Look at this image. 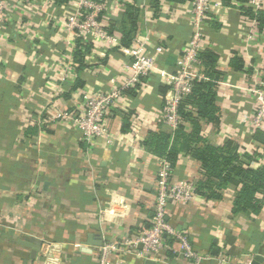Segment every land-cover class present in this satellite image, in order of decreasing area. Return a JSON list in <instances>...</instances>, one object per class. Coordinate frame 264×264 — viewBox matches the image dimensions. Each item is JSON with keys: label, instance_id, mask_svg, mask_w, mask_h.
Masks as SVG:
<instances>
[{"label": "crops", "instance_id": "0c3cea01", "mask_svg": "<svg viewBox=\"0 0 264 264\" xmlns=\"http://www.w3.org/2000/svg\"><path fill=\"white\" fill-rule=\"evenodd\" d=\"M52 1L10 0L0 25V264H41V253L48 249L59 264H97L99 247L88 244L89 236L101 244L105 239L117 242L147 228L162 157L143 141L148 131L174 132L160 119L167 85L158 73L142 79L135 95L127 94L112 109L107 121L110 142L97 137L88 143L68 120L50 121L58 111H71L84 92L120 84L127 61L116 46L82 38L92 48L85 55L87 66L78 71L77 37L59 22L70 0L59 5ZM152 2L137 0L135 34L146 36L150 48H165L157 67L171 72L192 33L190 3L159 0L156 16ZM109 7L102 14L106 26L125 10L121 3ZM237 7L215 6L210 14L214 20L202 28L208 49L218 54L223 77L216 88L219 125L204 121L201 134L213 146L233 140L240 153L259 152L264 162V145L253 141L250 127L241 122L255 110V90L264 92V26L252 28ZM113 32L121 37L119 30ZM234 51L243 58V71L229 65ZM76 78L83 85L72 90ZM125 113L130 114L128 128L122 131ZM31 125L40 129L25 140L24 131ZM199 175L200 162L181 153L170 167L169 180L195 181ZM237 189L228 186L219 200L197 195L186 203H167L168 222L209 256L201 264H249L255 255L264 264V207L257 215L232 214ZM114 195L123 200L114 204ZM108 208L115 209L111 219ZM36 240L41 244L32 257L28 244ZM117 257L110 255L111 264H118ZM121 257L126 264H146ZM170 257L152 262L187 264Z\"/></svg>", "mask_w": 264, "mask_h": 264}, {"label": "built area", "instance_id": "2783aa9c", "mask_svg": "<svg viewBox=\"0 0 264 264\" xmlns=\"http://www.w3.org/2000/svg\"><path fill=\"white\" fill-rule=\"evenodd\" d=\"M10 0H0V25L7 3ZM19 1V0H17ZM52 3V0H45ZM71 1V2H70ZM67 2L65 15L59 20L66 31L76 37L92 39L104 46H116L124 54L127 61L123 63L120 84H114L106 90L86 91L77 105L67 112L58 111L51 116L50 121L68 120L81 133L82 140L90 143L97 137L106 138L110 142L111 136L107 129V121L112 109L124 102L127 90L138 91L142 79L150 74L158 73L165 85L168 86L161 106V122L174 131L181 122L178 105L183 97L191 92L194 80L206 79L200 53L210 46L202 28L205 22L213 21L211 11L215 6L222 5L220 0H189L192 33L185 46L179 51L174 71L167 72L157 67V57L165 52V48L158 45L149 47L146 36L138 33L129 47L119 45L120 35L109 33L102 22L104 11L111 10V4L132 3V0H70ZM247 6L253 11L264 10V0H248ZM252 28H256V21L248 19ZM257 104L252 115L244 114L241 122L250 127L253 133L256 129L264 130V92L256 91ZM186 109H191L187 106ZM43 122V121H42ZM47 122V121H46ZM185 124V123H184ZM264 164L262 159L252 162L254 167ZM170 166L164 159L160 165L154 183V204L149 226L143 227L136 233L124 237L117 242L108 241L98 248L97 264H111L110 255H117L118 264H126L121 256L132 257L136 260H151L164 262L172 257L181 258L187 264H201L209 259L207 254L197 250L190 237L178 232L166 218V208L169 201L186 203L191 201L195 193L194 181L170 182ZM42 252L41 264H59L58 259L49 251ZM169 253V254H168ZM221 260V262H223Z\"/></svg>", "mask_w": 264, "mask_h": 264}, {"label": "trees", "instance_id": "16d2710c", "mask_svg": "<svg viewBox=\"0 0 264 264\" xmlns=\"http://www.w3.org/2000/svg\"><path fill=\"white\" fill-rule=\"evenodd\" d=\"M166 1L176 5L189 0ZM220 1L225 7H236L237 4L242 17L255 20L259 30L264 26V11H253L250 6L246 5L248 0ZM64 2L65 0L55 1L57 5ZM158 2L159 0H153L152 2L153 13L156 16L159 12ZM136 3L137 0H134L133 4L125 3L124 12L116 19H111L106 28L109 33L119 30L121 33L119 45L122 47H129L136 35L139 12ZM91 48V42L83 41L82 38L77 37L74 58L78 71L87 66L84 59ZM200 57L206 79L194 80L191 92L186 94L180 101L178 105V113L181 118L180 124L172 134L162 129L148 131L143 143L155 156L165 158L171 168H174L181 153H186L198 160L200 162V175L194 181L197 195L207 200H219L222 198L224 189L235 185L238 189L231 204L232 214L257 215L264 207V164L254 167L252 162L262 159L263 155L256 151L253 153H240L238 144L230 139L219 146H213L201 134L202 122L206 121L215 126L219 125L216 88L218 81L223 77V72L217 68V52L206 48L201 51ZM229 65L234 71H243V58L234 51ZM82 85L83 82L76 78L72 90ZM126 93L135 95L134 90H127ZM187 106L194 108V110L186 109ZM129 113L124 114L122 131L128 128ZM185 122L189 124V128L185 127ZM39 129L38 125L28 126L23 135L25 140L31 139ZM44 129H46V125H44ZM252 140L257 144L264 145V130H254ZM168 256H172V254L170 253Z\"/></svg>", "mask_w": 264, "mask_h": 264}, {"label": "water", "instance_id": "95a60500", "mask_svg": "<svg viewBox=\"0 0 264 264\" xmlns=\"http://www.w3.org/2000/svg\"><path fill=\"white\" fill-rule=\"evenodd\" d=\"M89 239L90 240L88 241V244L90 246L99 247L101 245V241L100 240H94L93 235L89 236ZM40 244H41L40 240H36L33 244H28V246L31 248L32 257L35 255V253L39 249ZM262 261H263V257L261 255H255L249 264H260V262H262ZM145 263L146 264H153V262L151 260H146Z\"/></svg>", "mask_w": 264, "mask_h": 264}, {"label": "clouds", "instance_id": "9594fccd", "mask_svg": "<svg viewBox=\"0 0 264 264\" xmlns=\"http://www.w3.org/2000/svg\"><path fill=\"white\" fill-rule=\"evenodd\" d=\"M123 200V197L114 195L113 196V203H120ZM123 211V210H122ZM106 215L109 219H111L116 213H115V209L114 208H108L105 210Z\"/></svg>", "mask_w": 264, "mask_h": 264}]
</instances>
